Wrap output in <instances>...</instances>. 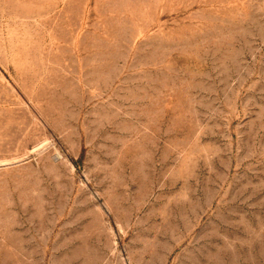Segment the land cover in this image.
<instances>
[{
  "label": "rangeland",
  "instance_id": "1",
  "mask_svg": "<svg viewBox=\"0 0 264 264\" xmlns=\"http://www.w3.org/2000/svg\"><path fill=\"white\" fill-rule=\"evenodd\" d=\"M0 264H264V0H0Z\"/></svg>",
  "mask_w": 264,
  "mask_h": 264
}]
</instances>
